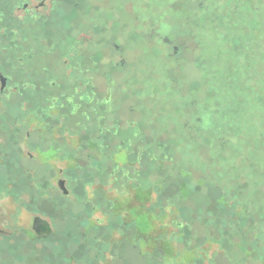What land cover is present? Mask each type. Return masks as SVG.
<instances>
[{"label": "flooded vegetation", "instance_id": "af4514ba", "mask_svg": "<svg viewBox=\"0 0 264 264\" xmlns=\"http://www.w3.org/2000/svg\"><path fill=\"white\" fill-rule=\"evenodd\" d=\"M200 8L201 14L184 16L191 22L178 24L180 30L174 23L166 31L155 18L142 25L148 48L160 44L171 61L185 46V33L220 32ZM66 9L62 0H0V202L12 201L32 213L28 229L0 228V264H264V205L254 214L249 200L243 205L233 194L215 193L207 180L209 165L186 169L179 152L152 134L159 125L153 108L144 124L115 117L110 75L102 77L106 83L99 90L94 77L86 76L97 65L92 56L81 61L87 68L73 69L80 64L73 50L78 40L69 49L62 41L53 49L39 42L54 15L67 26ZM171 11L175 14V4ZM58 49L67 57L57 63L69 76L43 70ZM127 51L118 50L124 56L112 67L125 68ZM42 93L46 103L31 111V96ZM193 102L183 134L175 138L174 131L172 139L196 143L206 152L216 143L219 154L235 136L208 125L220 115L216 103ZM20 121L38 124L23 129ZM40 151L49 156L37 158ZM24 159L35 166L28 174L19 166ZM58 162L65 165L57 170ZM38 170L45 175L35 177ZM4 171L15 178L4 177ZM189 179L194 182L186 183ZM195 191L204 205L193 215L187 206ZM260 199L264 204V192Z\"/></svg>", "mask_w": 264, "mask_h": 264}, {"label": "rangeland", "instance_id": "374dc122", "mask_svg": "<svg viewBox=\"0 0 264 264\" xmlns=\"http://www.w3.org/2000/svg\"><path fill=\"white\" fill-rule=\"evenodd\" d=\"M62 4L67 6V26L59 25L54 15L39 42L53 49L62 41L69 49L74 40H78V47L73 50L78 54L80 64L78 67L74 64L73 69L87 68L88 65L81 61L92 56L97 65L93 68L90 65L92 70L86 71V76L94 77L99 90L106 83L102 77L110 75L109 81L115 87L112 94L115 117L144 124L146 117L155 110L158 121L154 125H159L152 130V134L167 144L169 150L179 152V161L185 163L186 169L200 171L204 165H209L210 175L207 180L215 184V193L222 191L228 193L229 197L233 194L243 205L249 204V200L253 212L254 209L261 210L264 205L260 199L264 192V0H62ZM173 4L175 14L171 11ZM149 5L154 7L150 9ZM199 7L201 10L207 9V22L210 21L220 32L199 31L195 35L192 32L185 33L182 38L185 46L180 48L179 55L171 61L163 56L165 50L160 44L148 48L143 39L142 25L155 18L154 22H161V27L166 31L174 23L175 29L180 30L178 24L183 21L190 24L191 21L184 19L189 12L193 14L192 17L202 13L198 11ZM247 12L254 13L261 27L256 25L253 29L252 24L238 19V16ZM226 13L239 15L237 19L228 18ZM120 48L128 49L125 68L112 67V64L120 60ZM144 54L147 58L145 56L142 61H134L135 56ZM65 56L64 50L62 52L60 49L50 53L47 57L49 63L44 64L47 69L43 70L69 76V71H64L57 63ZM58 77L63 80V77ZM63 81L58 83L62 84ZM45 95L31 96L28 102L31 111L37 106H44ZM203 99L208 102L210 100L212 105L216 103L220 112L219 116L209 120L208 125L227 128L235 136L219 154H216V150L219 151L216 143L206 152L198 150L196 143L177 142L171 136L174 131L175 138L183 134V126L188 123L194 111L193 101L202 102ZM130 108L134 109L132 113L128 112ZM21 124L25 129L38 123ZM25 131L19 136L22 144L25 143ZM31 140L34 137L31 136ZM208 154L215 157L213 162L208 161ZM35 155L43 160L49 156L41 151L35 152ZM24 160L25 163L20 162L19 166L25 168L24 173L28 174V169L35 166L28 163L27 159ZM64 165L58 162L56 169ZM198 170L195 171L197 175ZM38 171L35 177L45 175L43 171ZM2 175L8 179L15 178V175L7 174L6 171ZM192 181L189 179L186 183ZM198 192H193L195 194L189 203L191 206H187L193 215L204 205V198ZM23 199L27 200L28 194ZM31 216L32 213L12 201L0 202L1 229H28ZM260 252L264 253V244ZM236 258L237 254L233 252L231 259ZM252 264H256L255 261Z\"/></svg>", "mask_w": 264, "mask_h": 264}, {"label": "trees", "instance_id": "16d2710c", "mask_svg": "<svg viewBox=\"0 0 264 264\" xmlns=\"http://www.w3.org/2000/svg\"><path fill=\"white\" fill-rule=\"evenodd\" d=\"M239 14H236V13H232V14H228V13H226V16H228V18H230V17H234L235 19H237V16H238ZM225 16V17H226ZM262 16V15H261ZM238 19H241L243 22H248V23H250V24H252V26H253V29H255L257 26L256 25H258L259 27H261L260 25H262L261 23H260V21L257 19V18H255V15H254V13H250V12H247V13H245V14H241L240 16H238ZM224 21H226V22H229V20H224ZM233 21V20H232ZM260 24V25H259ZM259 29V28H258ZM262 136L264 137V133H262Z\"/></svg>", "mask_w": 264, "mask_h": 264}]
</instances>
